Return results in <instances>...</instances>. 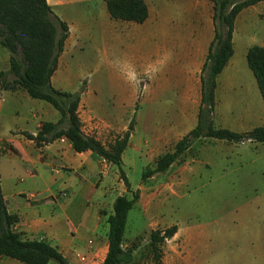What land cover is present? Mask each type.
Wrapping results in <instances>:
<instances>
[{
	"label": "crops",
	"instance_id": "0c3cea01",
	"mask_svg": "<svg viewBox=\"0 0 264 264\" xmlns=\"http://www.w3.org/2000/svg\"><path fill=\"white\" fill-rule=\"evenodd\" d=\"M145 2L148 17L144 22L137 23L112 19L106 9L105 0H47L52 11L69 27V35L60 55L58 67L73 41L79 36L92 33L97 39L102 40L101 46L104 48L102 54H114L116 50L123 49L133 53V58L128 62L134 72L132 74L137 77L139 71H145L150 75L143 97L146 95L148 99L156 100L170 87L173 89V101L176 103L173 114L166 108L156 106L153 119L165 113L166 118H173L177 123L173 127L168 125L170 127L156 129L157 121H150V126L146 127L150 139L144 141L145 146L148 145L144 151L135 144L138 124L140 127L144 126L139 109L136 110L134 106L135 95H121L116 106L109 111L103 107H95L91 111L101 125L102 131L99 130L101 133L105 129H111L114 133L111 139L106 141L102 139L103 137L97 136L102 142H110L116 134L130 132L128 145L122 153L123 169L126 159L127 162H131L135 155L144 156L149 162H153L161 155L159 149H166L172 142L176 143L196 126L201 101L202 68L215 34L214 6L211 0H145ZM96 5L99 6L97 13ZM231 44L232 54L215 79L213 126L217 129L244 133L264 125V100L247 62V52L252 46L264 48V0L248 5L236 14ZM8 68L9 53L0 46V70ZM51 81L56 87L53 76ZM87 93L89 87L82 94V105L87 103L85 101ZM34 99L22 89L14 91L0 89V119L6 109L12 118H20L24 123V127L12 128L0 122V158L9 157L13 152L12 146L16 153L14 159H6L8 164L2 159L4 163L2 169L0 168L2 193L8 212L19 216L16 230L21 232L24 238L48 240L67 256L70 264L95 262L101 264L108 248V225L102 228L101 232V216L91 218L86 211L75 224L67 211L69 202L59 203L50 200V196L55 195L57 191L66 189L69 196H75L77 192L85 188L87 190V185L94 188L98 180L101 159L94 156L90 150L76 152L66 138L55 139L41 147H37L33 140L26 138L22 131L35 133L42 121H57L60 117V113L54 112L48 104ZM7 104L9 107H6ZM22 107L26 108L22 111ZM132 115L138 121L131 126ZM81 119L82 123L87 121ZM184 121L189 122L190 126L183 132L173 134ZM104 134L106 138L108 133ZM196 142L218 145L230 151L237 149V153L254 162L255 167L258 161L257 149L264 145V141L232 142L214 137H200L184 152L186 157L180 162L184 168L197 160L192 155H187ZM129 149L131 152H128ZM155 149H158V152ZM205 164L207 165V160ZM172 165L166 171L156 174H166ZM109 167V172L102 176V184L113 178L116 173L119 174L117 167L112 163ZM173 183L171 186L168 185L169 190L166 194L176 193V178ZM94 190L83 194L85 203L94 192L96 195L100 194L97 189ZM227 215L228 219L219 220L217 223L225 225L229 222V229H217L216 232L223 235L219 245L232 243L241 247L240 256L235 257L230 264H264V254L258 246L259 242H264V209L249 208L246 205L229 211ZM177 227L173 237L178 236L184 243L188 232L185 233L179 226ZM192 232L193 229L191 234ZM87 236L94 239L92 250L86 245ZM123 246L128 247L125 238ZM76 251L85 254L87 260L80 261L75 255ZM95 252L97 255H94ZM161 256L163 255L158 256L159 259ZM182 256L180 252H175L171 256L172 264H179ZM213 259L216 263L220 261L219 255H215ZM145 262L143 255H138L133 248L132 260L121 264ZM0 264L25 263L11 257L0 256Z\"/></svg>",
	"mask_w": 264,
	"mask_h": 264
},
{
	"label": "rangeland",
	"instance_id": "374dc122",
	"mask_svg": "<svg viewBox=\"0 0 264 264\" xmlns=\"http://www.w3.org/2000/svg\"><path fill=\"white\" fill-rule=\"evenodd\" d=\"M98 11L99 6L96 5L95 13ZM101 41L92 33L75 39L67 53L63 55L61 65L53 75V82L59 89L69 92L78 91L80 88L86 90L89 87V93L85 97L87 103L83 105L80 103L79 115L80 118L87 119L86 122H83L84 132L103 137L104 141L111 139L114 133L111 129H105L101 133L99 131H102L101 125L91 114V111L95 107H103L109 111L116 106L121 95H135L134 106L136 110L139 109V116L144 124L143 127L138 124L135 144L144 151L148 147V145L145 146L144 141L150 139L148 137L150 134L146 132L150 121H157L156 129L173 127L177 123V120L173 118H166L165 113L153 119L156 106L166 108L173 114L176 106L173 101L174 96H172L173 89L170 87L156 100H150L146 95L143 97L150 75L145 71H139L137 77L132 74L134 72L128 62L134 55L129 50H116L114 54H102L104 48L101 46ZM105 58L110 61L107 62ZM34 100L44 102L54 112H58L47 101ZM24 105L28 106L26 103ZM6 107H9V104ZM24 108L26 107H22V111ZM4 113L0 119L3 125L12 128L24 127L20 118H12L6 109ZM131 118L132 126L138 119L133 118V115ZM189 126L190 123L184 121L173 134L183 132ZM97 131L99 132L96 133ZM104 133H108L106 138H104ZM174 144L172 142L166 149L162 148L159 151L161 154L169 151ZM262 146L261 149H257L258 161L255 167V163L249 161L244 155L238 154L237 149L230 151L218 145H204L196 142L187 155H192L197 160L190 162L184 168L183 163L180 164V162L186 157L185 153L173 163L166 174H154L146 180H143V172L147 166L152 167L155 160L149 162L141 155H135L131 162H127L126 159L124 170L132 190H139V197L127 214L124 232L125 243H128L126 248L133 246L136 253L145 258L144 264H172L171 256L175 252H180L183 255L179 259V264H230L235 257L240 256L241 247L232 243L225 246L219 245L223 235L217 233L216 230H228L230 223L218 225L217 222L228 219L227 213L241 206L248 205L249 208L264 209V145ZM12 148L13 152L9 157L0 158L1 169L4 161L8 164L6 159L15 158L16 153L13 146ZM155 150L158 152V149ZM128 152H131L130 149ZM206 160L207 165L205 164ZM103 164L104 162L100 160L98 180L94 185L100 194L96 195L94 192L87 203L84 202L83 194L94 190L88 185V191L85 188L83 191L77 192L75 196H69L66 189L57 191L55 195L50 196V200L54 202H69L67 211L75 224L87 211L91 218L101 216V230L108 225L107 217L112 212L115 198L122 194L131 197V193L126 190L118 173L102 184V176L109 172L111 163H106V166ZM180 165L182 166L180 167ZM174 178L177 180L176 193L168 192L166 194V191L169 190L168 185L174 184ZM62 193L64 194L62 195ZM173 224L179 226L185 233L188 232L186 241L184 240L183 243L178 236H175L167 239L158 250H153L148 244L150 231ZM85 239H87L86 245L92 250L94 239L88 236ZM88 240L93 241L91 246L88 245ZM258 246L264 254V242H259ZM76 253L85 256L82 252L76 251L75 255ZM160 254L164 257L161 256L159 259ZM94 255H97V252ZM215 255H219L220 258L217 263L213 259ZM249 255L251 256V253ZM48 264L58 263L55 260H50ZM95 264L98 263L95 262Z\"/></svg>",
	"mask_w": 264,
	"mask_h": 264
},
{
	"label": "trees",
	"instance_id": "16d2710c",
	"mask_svg": "<svg viewBox=\"0 0 264 264\" xmlns=\"http://www.w3.org/2000/svg\"><path fill=\"white\" fill-rule=\"evenodd\" d=\"M214 6L215 34L211 41L201 75V101L197 124L176 141L173 148L159 155L152 167L147 166L143 180L166 171L200 137H214L232 142L264 141V125L237 133L213 126L214 91L216 75L232 54V32L236 14L244 7L260 0H211ZM112 19L144 22L148 17L145 0H105ZM69 35V27L48 5L47 0H0V46L9 53V68L0 70V89H22L35 99L45 100L59 113L57 121H42L35 133L22 131L37 147L55 139L66 138L76 152L90 150L99 159L117 167L119 175L131 193L118 195L107 217V253L101 264H121L133 258V246H123L127 214L139 197L132 190L122 168V153L128 145L129 131L116 134L110 142H102L94 134L83 130L79 115L81 97L85 89L69 92L56 88L52 76L58 68L59 58ZM248 66L252 70L264 100V48L252 46L247 52ZM19 216L9 213L0 180V256L17 259L25 264H70L56 246L46 239H26L16 230ZM177 225L158 227L149 233L148 244L158 250L177 232Z\"/></svg>",
	"mask_w": 264,
	"mask_h": 264
},
{
	"label": "built area",
	"instance_id": "2783aa9c",
	"mask_svg": "<svg viewBox=\"0 0 264 264\" xmlns=\"http://www.w3.org/2000/svg\"><path fill=\"white\" fill-rule=\"evenodd\" d=\"M0 105H1V101H0ZM62 138H64V137H62ZM101 160L104 162L103 165L106 166V163H108V161L105 160V159H103V158H102ZM63 194H64V193H62V195H63ZM92 243H93L92 240H88V245H89V246H91ZM76 256L79 258L80 261H82V262L86 261V258H85L84 255H80V254L76 253Z\"/></svg>",
	"mask_w": 264,
	"mask_h": 264
}]
</instances>
